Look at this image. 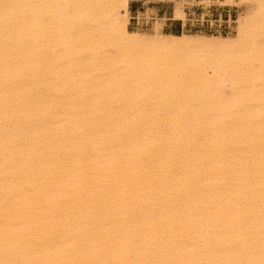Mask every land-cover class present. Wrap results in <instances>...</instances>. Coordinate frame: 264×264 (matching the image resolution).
Listing matches in <instances>:
<instances>
[{
  "label": "bare ground",
  "instance_id": "obj_1",
  "mask_svg": "<svg viewBox=\"0 0 264 264\" xmlns=\"http://www.w3.org/2000/svg\"><path fill=\"white\" fill-rule=\"evenodd\" d=\"M129 5L0 0V264H264V0L233 38Z\"/></svg>",
  "mask_w": 264,
  "mask_h": 264
},
{
  "label": "crops",
  "instance_id": "obj_2",
  "mask_svg": "<svg viewBox=\"0 0 264 264\" xmlns=\"http://www.w3.org/2000/svg\"><path fill=\"white\" fill-rule=\"evenodd\" d=\"M177 2H185L183 11L187 17L186 23L183 20L175 19ZM202 2L203 0H130L131 23L135 24L137 28L153 30L156 23L159 22L160 24L163 23L161 24L162 32L181 35L190 31L188 21L191 14H204L217 19L219 16L224 17L230 12V10L225 9L226 7H205L201 4ZM140 14L143 16L142 24L139 21ZM147 14H149V18L146 17Z\"/></svg>",
  "mask_w": 264,
  "mask_h": 264
},
{
  "label": "rangeland",
  "instance_id": "obj_3",
  "mask_svg": "<svg viewBox=\"0 0 264 264\" xmlns=\"http://www.w3.org/2000/svg\"><path fill=\"white\" fill-rule=\"evenodd\" d=\"M241 0H214V1H206L203 0V2L201 3L202 5H204L205 7H211V6H220V7H226L225 9L230 10L231 16L233 19L238 20V16L240 13L243 12L244 9H241L238 7V4ZM184 5L185 2H179L176 3V9H175V15L176 13L179 11L180 13H184ZM237 5V6H236ZM44 6L48 7L46 8V14L47 17L50 16L52 13V9L49 8V6H51V4H45ZM43 6V7H44ZM216 7V8H217ZM174 15V16H175ZM142 15H139V21L142 24ZM147 18H149V14L146 15ZM187 21V17L185 16V23ZM129 31H137L140 33H147V34H151L154 32V30H145V29H141V28H137V26L133 23H131V19H130V23L128 25ZM237 29H238V23L236 22L233 25L232 31L231 32H227V33H211L208 31H195V30H190L188 32H185L183 34L186 35H196V36H214V37H218V36H227V37H235L237 34ZM54 33L50 32L49 30L46 31V35L48 37L49 43L47 44V46H52L54 43H52L51 39H52V35Z\"/></svg>",
  "mask_w": 264,
  "mask_h": 264
},
{
  "label": "built area",
  "instance_id": "obj_4",
  "mask_svg": "<svg viewBox=\"0 0 264 264\" xmlns=\"http://www.w3.org/2000/svg\"><path fill=\"white\" fill-rule=\"evenodd\" d=\"M188 23L190 30L227 33L232 31L236 20L232 18L230 12L224 17L219 16L217 19L204 14H191Z\"/></svg>",
  "mask_w": 264,
  "mask_h": 264
}]
</instances>
